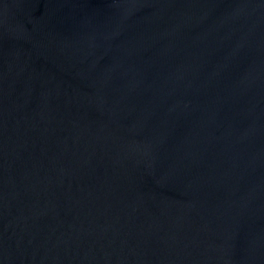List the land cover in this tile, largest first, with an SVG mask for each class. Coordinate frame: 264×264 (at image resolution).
Returning <instances> with one entry per match:
<instances>
[{"label":"water","instance_id":"95a60500","mask_svg":"<svg viewBox=\"0 0 264 264\" xmlns=\"http://www.w3.org/2000/svg\"><path fill=\"white\" fill-rule=\"evenodd\" d=\"M0 264H264V0H0Z\"/></svg>","mask_w":264,"mask_h":264}]
</instances>
